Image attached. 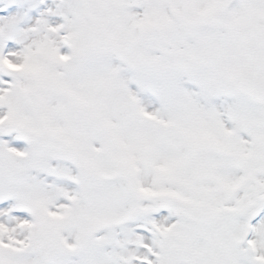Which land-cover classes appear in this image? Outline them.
Segmentation results:
<instances>
[{"label":"snow or ice","instance_id":"obj_1","mask_svg":"<svg viewBox=\"0 0 264 264\" xmlns=\"http://www.w3.org/2000/svg\"><path fill=\"white\" fill-rule=\"evenodd\" d=\"M0 264H264V0L0 6Z\"/></svg>","mask_w":264,"mask_h":264},{"label":"rangeland","instance_id":"obj_2","mask_svg":"<svg viewBox=\"0 0 264 264\" xmlns=\"http://www.w3.org/2000/svg\"><path fill=\"white\" fill-rule=\"evenodd\" d=\"M6 4H7V0H0V6L6 5Z\"/></svg>","mask_w":264,"mask_h":264}]
</instances>
